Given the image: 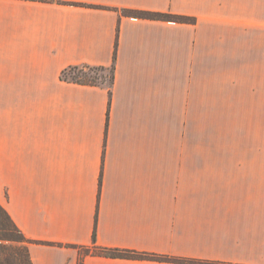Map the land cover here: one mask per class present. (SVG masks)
I'll list each match as a JSON object with an SVG mask.
<instances>
[{
	"label": "crops",
	"instance_id": "obj_1",
	"mask_svg": "<svg viewBox=\"0 0 264 264\" xmlns=\"http://www.w3.org/2000/svg\"><path fill=\"white\" fill-rule=\"evenodd\" d=\"M252 132L264 0H0V201L33 264H186L87 254L95 226L104 247L264 264V157L235 156Z\"/></svg>",
	"mask_w": 264,
	"mask_h": 264
},
{
	"label": "trees",
	"instance_id": "obj_2",
	"mask_svg": "<svg viewBox=\"0 0 264 264\" xmlns=\"http://www.w3.org/2000/svg\"><path fill=\"white\" fill-rule=\"evenodd\" d=\"M127 14L148 18L154 20H169L176 22H194L195 18L187 15H179L159 11L133 10L124 9ZM116 58V53L114 55ZM109 70V75H102L103 83L110 85L114 81L115 66H91V65H73L65 69L62 78L82 84H98L97 76L92 73L96 70ZM77 71V72H76ZM97 226H95L93 234V244L91 247H82L85 253L104 255L110 257L138 258V259H154L161 261H171L186 264H227L217 261H204L186 257H175L157 253L138 252L131 249L112 248L98 245L96 242ZM32 242L28 239L18 225L15 223L7 209L0 201V264H33L29 244Z\"/></svg>",
	"mask_w": 264,
	"mask_h": 264
},
{
	"label": "rangeland",
	"instance_id": "obj_3",
	"mask_svg": "<svg viewBox=\"0 0 264 264\" xmlns=\"http://www.w3.org/2000/svg\"><path fill=\"white\" fill-rule=\"evenodd\" d=\"M92 74L97 76L98 83H103L101 76L109 75L110 71L109 70L104 71L100 69V70H96ZM234 138H235L234 143L236 145L235 156L264 157V132L235 134Z\"/></svg>",
	"mask_w": 264,
	"mask_h": 264
}]
</instances>
